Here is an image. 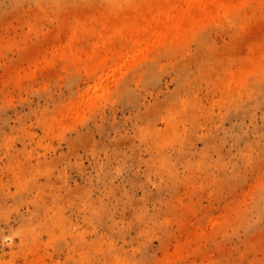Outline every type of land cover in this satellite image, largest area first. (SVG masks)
<instances>
[{"label": "rangeland", "instance_id": "rangeland-1", "mask_svg": "<svg viewBox=\"0 0 264 264\" xmlns=\"http://www.w3.org/2000/svg\"><path fill=\"white\" fill-rule=\"evenodd\" d=\"M0 264H264V0H0Z\"/></svg>", "mask_w": 264, "mask_h": 264}]
</instances>
